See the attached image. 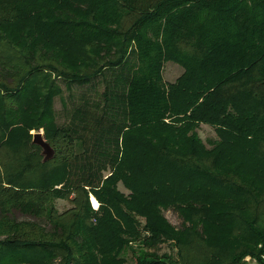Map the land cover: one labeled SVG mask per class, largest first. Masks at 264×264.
Here are the masks:
<instances>
[{"label": "trees", "instance_id": "obj_1", "mask_svg": "<svg viewBox=\"0 0 264 264\" xmlns=\"http://www.w3.org/2000/svg\"><path fill=\"white\" fill-rule=\"evenodd\" d=\"M168 61L183 68L173 82ZM62 83L103 85L81 126L55 121ZM128 253L264 264V0H0V264Z\"/></svg>", "mask_w": 264, "mask_h": 264}, {"label": "rangeland", "instance_id": "obj_2", "mask_svg": "<svg viewBox=\"0 0 264 264\" xmlns=\"http://www.w3.org/2000/svg\"><path fill=\"white\" fill-rule=\"evenodd\" d=\"M166 63L167 62H165L163 66V72H164L163 79H165L166 81L173 82L175 78L172 76H168L167 70L169 68V65L168 64L166 65ZM179 67L181 69L179 71L181 74L183 68L181 66ZM61 86L63 88L61 98L56 96L54 99V110L56 111L55 121L57 124L74 123L77 124L78 126H81L82 121L78 118L77 114H75V110L77 109V107L79 108L85 105L88 107V105H91V102L93 101H100L99 94L103 90V85L101 83H96L95 86H92L90 83H85V84L72 83L70 86L66 87L65 84L62 83ZM62 102L63 104H65V106L62 104ZM36 131H41L43 134L42 128H40L39 130L31 129L29 133L32 135ZM79 131L81 130L79 129ZM197 131L200 138L207 147H210L212 141L217 139L215 131L211 125L200 124ZM118 187L124 193H128V190L125 189L120 183L118 184ZM54 204L60 212L71 206L68 200H63V199H56L54 201ZM90 204L92 207H95V209L98 207V201L93 196H90ZM163 215L175 227L177 228L182 227L183 218L177 211L173 210L172 208H168L163 211ZM16 217L18 219L29 218L21 214H17ZM164 252L170 253L173 256L175 255V250L167 243H163L159 246L158 253H164ZM126 257H127V261L125 264H134L133 258L130 253H128ZM242 264H257V262L256 260L250 258V256H246Z\"/></svg>", "mask_w": 264, "mask_h": 264}, {"label": "water", "instance_id": "obj_3", "mask_svg": "<svg viewBox=\"0 0 264 264\" xmlns=\"http://www.w3.org/2000/svg\"><path fill=\"white\" fill-rule=\"evenodd\" d=\"M32 143L41 148L40 154L42 155L41 161L45 162L53 158L55 154L54 148L43 138L41 131H36L32 136Z\"/></svg>", "mask_w": 264, "mask_h": 264}, {"label": "crops", "instance_id": "obj_4", "mask_svg": "<svg viewBox=\"0 0 264 264\" xmlns=\"http://www.w3.org/2000/svg\"><path fill=\"white\" fill-rule=\"evenodd\" d=\"M169 65V68H168V76H172V77H174V78H176L177 76H179L180 75V67H179V65L178 64H176V63H174V62H167L166 63V65ZM164 66V65H163ZM163 73V78H164V72H162ZM166 74V75H167ZM165 80V79H164ZM166 81V80H165ZM166 82H171V81H166ZM93 208H95V207H93Z\"/></svg>", "mask_w": 264, "mask_h": 264}, {"label": "bare ground", "instance_id": "obj_5", "mask_svg": "<svg viewBox=\"0 0 264 264\" xmlns=\"http://www.w3.org/2000/svg\"><path fill=\"white\" fill-rule=\"evenodd\" d=\"M95 202V201H94Z\"/></svg>", "mask_w": 264, "mask_h": 264}]
</instances>
